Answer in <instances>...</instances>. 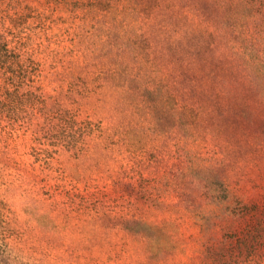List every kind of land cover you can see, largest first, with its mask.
Here are the masks:
<instances>
[{
  "label": "rangeland",
  "instance_id": "rangeland-1",
  "mask_svg": "<svg viewBox=\"0 0 264 264\" xmlns=\"http://www.w3.org/2000/svg\"><path fill=\"white\" fill-rule=\"evenodd\" d=\"M228 9L0 0L47 108L93 127L47 147L57 115L0 114V264H230L235 203L264 215V135L235 138Z\"/></svg>",
  "mask_w": 264,
  "mask_h": 264
},
{
  "label": "trees",
  "instance_id": "trees-1",
  "mask_svg": "<svg viewBox=\"0 0 264 264\" xmlns=\"http://www.w3.org/2000/svg\"><path fill=\"white\" fill-rule=\"evenodd\" d=\"M230 49L234 70L233 120L238 141L239 121L247 148L252 150L258 130L264 135V0H228ZM0 32V114L11 120L38 113L57 115L59 129L67 135H51L47 147L76 148L84 136L93 132L89 123L77 121L76 111L50 110L35 84L38 79L35 63L24 48L9 44ZM244 76L245 91L238 94L239 77ZM45 109H47L45 111ZM33 118V117H29ZM55 119V118H54ZM263 121V126L261 125ZM29 127V126H28ZM54 143V144H51ZM45 153L39 154L45 157ZM230 264H264V215L253 204L236 202L231 212Z\"/></svg>",
  "mask_w": 264,
  "mask_h": 264
}]
</instances>
